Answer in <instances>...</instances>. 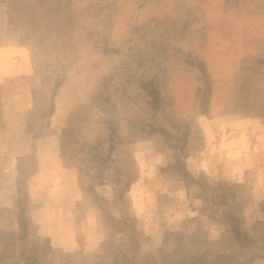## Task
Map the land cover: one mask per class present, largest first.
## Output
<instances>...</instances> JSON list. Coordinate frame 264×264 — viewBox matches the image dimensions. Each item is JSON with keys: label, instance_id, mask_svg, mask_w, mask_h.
I'll use <instances>...</instances> for the list:
<instances>
[{"label": "rangeland", "instance_id": "rangeland-1", "mask_svg": "<svg viewBox=\"0 0 264 264\" xmlns=\"http://www.w3.org/2000/svg\"><path fill=\"white\" fill-rule=\"evenodd\" d=\"M72 1L63 33L30 15L48 7L41 0H0V264H59L75 251L79 264L96 262L106 217L123 218L105 207L113 186L143 232L142 264L194 213L211 245L224 240L216 216L192 211L215 181L229 186L218 200L228 191L255 235L264 227V0ZM108 146L111 158L101 154ZM25 148L36 158L62 152V203L32 181V157L14 166ZM118 228L116 250L131 244ZM262 255L259 246L247 257L264 264Z\"/></svg>", "mask_w": 264, "mask_h": 264}, {"label": "trees", "instance_id": "trees-1", "mask_svg": "<svg viewBox=\"0 0 264 264\" xmlns=\"http://www.w3.org/2000/svg\"><path fill=\"white\" fill-rule=\"evenodd\" d=\"M41 1L46 3L48 7L46 9L34 8L30 15L42 18L40 19L42 22L46 19H54L53 25L55 31L67 33V28L72 26L75 21L73 1ZM56 7L59 8L57 15L54 9ZM68 130L71 131V127L68 128ZM180 142L179 140V143ZM89 149V155L93 158H97L98 152L93 151V147ZM113 151V146H108L107 150L101 152V154L109 153V158H111L114 153ZM175 151H177V153L181 152L179 144ZM108 163L107 161L106 164ZM173 167L175 168L176 165ZM179 171L180 170H178V172ZM126 173L129 175L130 172ZM189 176V179L193 182H197L195 177L192 175ZM213 187V191L210 189L203 190L202 188L197 191L194 200L196 206L192 211L195 212V210H200L202 213L207 212L210 216H216L220 224L224 226L223 235L226 236L223 238L224 240H213L214 242L211 245L210 233L204 228L200 215L194 213V215L182 222L181 229L168 234L162 242L163 244L155 250L149 251V253L146 252L144 255L141 254L146 258L143 264H253V262L257 260L250 259L247 255H249L250 252L252 253V250L259 246L264 248V227L260 228L255 235H249L245 229L243 206L234 203L233 200L228 197V191H226V194H224L225 196L221 198V200H218L220 191L222 189L229 190V186L223 188L222 185H218L217 181H215ZM113 189L115 194L111 197L109 203L105 202V207L112 204L114 207L118 208L123 218L118 221L109 215L106 217L107 224H109V227L112 229L110 231L105 229L106 235H103L104 239L102 237L98 248V251H101V253L94 255L96 262H88V264H142V261L139 260L140 256L137 254V249L143 244V232L141 233V231L138 230L135 223L136 221L128 218V204L125 202V194H123L121 190H118L117 187L113 186ZM101 199L103 200V196ZM191 205H193V203ZM99 209L101 211V208ZM190 226L195 228L194 233L190 232L191 234H189ZM118 227H121L126 238L131 242V244H127V241L125 243L126 246L120 250H116L115 248L119 232ZM221 244H227L228 249L224 247L221 248ZM77 254H79L78 251L67 253L66 259L59 261V264H79L77 262ZM262 257H264V255L259 256V258ZM25 261L26 263L24 264H35L33 260L30 259H25Z\"/></svg>", "mask_w": 264, "mask_h": 264}, {"label": "crops", "instance_id": "crops-1", "mask_svg": "<svg viewBox=\"0 0 264 264\" xmlns=\"http://www.w3.org/2000/svg\"><path fill=\"white\" fill-rule=\"evenodd\" d=\"M14 102L17 103L15 98H14ZM26 149L27 148L22 150L23 151L22 156L16 159V163H14V166L15 167L17 166L20 169L21 163L32 157L29 160L31 164L28 166L32 170V172L30 173V177H32V181H37V182L39 181L41 188L43 192L46 194V196L50 192V190H54V194H55L54 200H57L55 202L58 204L62 203V201L66 199L64 198L65 190L61 188L62 181L63 179H65L64 176L65 170L59 162L60 155L63 156L62 152L57 151V153L53 154L52 156L49 154L48 158L41 155L39 152L37 153V158H36V156L32 155L34 150H26ZM22 159L24 160L20 163ZM31 185L33 184L31 183ZM77 191H79L78 188ZM56 246H58L60 249L73 247V245L71 246V244H67V245L59 244Z\"/></svg>", "mask_w": 264, "mask_h": 264}]
</instances>
